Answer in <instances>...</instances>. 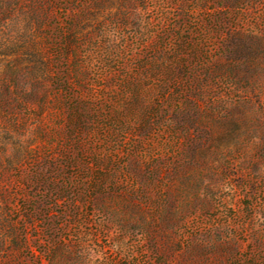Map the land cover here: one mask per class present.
Wrapping results in <instances>:
<instances>
[{"label":"rangeland","instance_id":"obj_1","mask_svg":"<svg viewBox=\"0 0 264 264\" xmlns=\"http://www.w3.org/2000/svg\"><path fill=\"white\" fill-rule=\"evenodd\" d=\"M0 264H264V0H0Z\"/></svg>","mask_w":264,"mask_h":264}]
</instances>
